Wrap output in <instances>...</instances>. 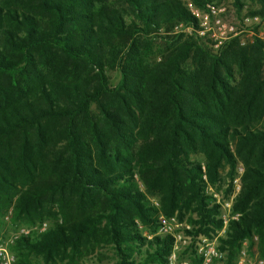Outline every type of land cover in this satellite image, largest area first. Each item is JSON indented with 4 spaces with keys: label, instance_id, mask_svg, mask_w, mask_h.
Listing matches in <instances>:
<instances>
[{
    "label": "trees",
    "instance_id": "trees-1",
    "mask_svg": "<svg viewBox=\"0 0 264 264\" xmlns=\"http://www.w3.org/2000/svg\"><path fill=\"white\" fill-rule=\"evenodd\" d=\"M250 1L264 18V0ZM197 22L182 0H0V218L12 209L32 223L55 207L63 218L16 239L19 264H71L108 246L117 264H167L174 240L156 235V215L190 214L192 234L210 236L222 222L205 185L239 163L240 218L222 249L234 264L258 235L264 259V41L215 52L172 35Z\"/></svg>",
    "mask_w": 264,
    "mask_h": 264
},
{
    "label": "built area",
    "instance_id": "built-area-1",
    "mask_svg": "<svg viewBox=\"0 0 264 264\" xmlns=\"http://www.w3.org/2000/svg\"><path fill=\"white\" fill-rule=\"evenodd\" d=\"M190 12L197 19V26L184 24L177 25L176 31L192 33L194 31L199 37L212 42L217 49L222 48L232 39H240L243 33H251L256 38L264 41V19L259 15L247 16L243 19L241 26L228 23L224 18L225 9L216 3H207L203 9L190 5ZM245 169L239 167L237 175L232 180V191L228 198H224L213 192L209 186L207 192H211V203L218 206L217 218L222 222V227L210 235H194L193 227L190 224H183L177 216L167 217L163 214L159 216L156 235L160 237L171 236L174 240L173 250L168 258L167 264H196L189 261H178V254L181 248H189L200 260L197 264H226L228 251H224L220 246L219 240L226 234L228 227L239 220L240 215L234 213V204L243 186L242 178ZM137 178V177H136ZM206 179V176H204ZM138 179V178H137ZM206 194L208 195V193ZM155 202V207H159ZM46 226V224H45ZM181 230V232H179ZM28 235L29 232H26ZM152 238V236H149ZM18 237L15 238V240ZM182 244V246H181ZM181 246V248H180ZM184 246V247H183ZM236 264H264V259L257 253L251 251L246 244L238 250ZM0 264H19L17 257L6 246L0 247Z\"/></svg>",
    "mask_w": 264,
    "mask_h": 264
},
{
    "label": "rangeland",
    "instance_id": "rangeland-1",
    "mask_svg": "<svg viewBox=\"0 0 264 264\" xmlns=\"http://www.w3.org/2000/svg\"><path fill=\"white\" fill-rule=\"evenodd\" d=\"M182 1L184 2L185 6L189 10H190V5L191 4L194 5L192 0H182ZM243 2L245 4L243 9H240L236 6V0H223L222 2H216V5L225 9L224 18L228 23L233 24L235 26H241L243 19L245 17L252 16V15H250L251 10L253 11V10L259 9V5L252 3L250 0H244ZM203 8H200V9H203ZM180 24H184V23H180ZM180 24H178V25H180ZM184 25L188 26L189 24H184ZM174 34H185L188 36H194L196 38H200L205 43L209 44L215 52H218L221 49V48L220 49L215 48L213 46L212 42H208L206 39L199 37L198 35H196V33L194 31H192V33H190V32L185 33L182 31H176V29L174 28V32L172 33V35H174ZM239 38L242 41L243 46H247L257 39L253 34L248 33V32L243 33ZM160 42L161 41L157 42L158 49H159V47H161V49L163 50L164 49L163 44H161ZM108 76H109V80H110V85L113 87L117 86L121 80V73L118 69L113 70V71H109ZM93 111L97 112L96 105H93ZM191 159L193 162H197L199 164L204 165V157L202 155H195ZM239 167L244 168L243 164L239 163L236 166L235 176L237 175V169ZM229 173H230V167L227 166L221 171L220 181H218L215 185H212L210 183H207L205 185V188H204L205 194L207 192L206 188H208L207 186H209L213 189L214 193L219 194L224 198H228V196L230 195V193L232 191L231 182L234 179V178L232 179L229 177ZM137 182H138L139 187L142 190H144L143 185L139 181V178L137 179ZM210 194H211V192H209L208 195L207 194L206 195L210 196ZM210 197L213 198V196H210ZM147 198H148L151 206H154L155 202L159 203V201L155 197L147 195ZM160 208H161V206L159 205V207H157L158 211L160 210ZM48 211H50V208L46 209L45 215L43 216L42 219L35 218V220L32 223L26 222V221H20L17 223L13 222V220H12V209H10L7 212H5L4 214H2L1 218H0V247L6 246L10 249V251H12V246H14V244H15V241H16L15 238L16 237H18V239L22 238L23 236L35 238V237L41 235L42 233H45L50 228H53L57 223H59V224L62 223L63 218L60 214L58 215L59 210L56 207L52 208V210L50 211V214H46ZM51 213H53V214H51ZM71 215L74 217L75 213L71 214ZM160 215H161V213L156 215L157 221L159 220ZM174 216H177V214ZM189 216H190V214H187L185 217V220L181 221V222H183L184 225L190 224L189 219H188ZM45 224H46V226H45ZM139 229L142 231V234L145 237L150 236V234L147 232V230L145 229V227L141 223L139 224ZM229 229H230V226L228 227L226 234L223 236V238H221L219 240L221 247L223 246L222 240L226 239L227 234L229 232ZM217 230H219V229H217ZM26 232H29V234L27 235ZM179 232H181V230H179ZM212 233L214 235V232H212ZM244 244H246V246L251 251L255 252V254L257 253V255H259L261 257V252H260L261 247H260V240H259L258 235H254L252 238H248V239L242 241L240 243V245L238 246V250ZM181 246H182V244H181ZM181 246H180V248H181ZM173 247H174V242H173ZM173 247H172V250H173ZM143 249H144V247H143ZM141 257L142 256L139 254H137L135 256V258L137 260L136 264H140V262L142 260ZM117 261H118V257L116 255L114 249H112L110 246H108V247L98 249L95 253H92L86 257H83L82 259H79L77 262L71 263V264H117ZM178 261H180V262L189 261V262H193L196 264L199 263V259L197 258V256H195L194 252L191 251L189 248H181L180 249V252L178 254ZM33 263L34 264H45L44 260L41 257H36V256L33 257ZM233 263L236 264L235 259H234ZM55 264H69V263H68V261H64V262L59 261ZM226 264H228V262Z\"/></svg>",
    "mask_w": 264,
    "mask_h": 264
}]
</instances>
